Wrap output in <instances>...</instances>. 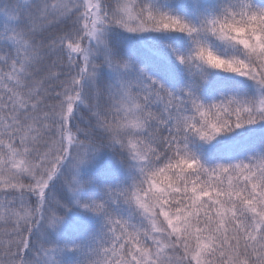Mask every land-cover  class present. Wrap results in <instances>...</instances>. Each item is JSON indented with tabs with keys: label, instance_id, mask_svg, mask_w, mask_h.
I'll return each instance as SVG.
<instances>
[{
	"label": "snow or ice",
	"instance_id": "obj_1",
	"mask_svg": "<svg viewBox=\"0 0 264 264\" xmlns=\"http://www.w3.org/2000/svg\"><path fill=\"white\" fill-rule=\"evenodd\" d=\"M0 264H264V0H0Z\"/></svg>",
	"mask_w": 264,
	"mask_h": 264
}]
</instances>
